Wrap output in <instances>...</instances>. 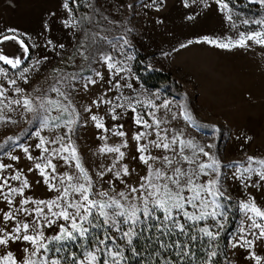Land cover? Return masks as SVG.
<instances>
[{
	"label": "snow or ice",
	"instance_id": "1",
	"mask_svg": "<svg viewBox=\"0 0 264 264\" xmlns=\"http://www.w3.org/2000/svg\"><path fill=\"white\" fill-rule=\"evenodd\" d=\"M249 2L264 9V0ZM167 3L137 0L121 8L134 19L137 4L146 15ZM179 3L191 22L215 6L234 34L204 35L172 51L193 43L229 52L264 49V17L235 16L231 0ZM81 6V0H56L35 34L0 29V45L18 47L14 56L0 49V123H18L7 114L15 113L31 126L0 143V264H236L220 247L230 222L229 190L238 183L264 194V157L223 163L216 151L222 126L198 122L186 104L145 86L139 66L158 69L138 59L130 20L103 12L97 20L98 4L89 2L91 14L84 15ZM113 29L118 34L109 38ZM195 129L211 142H200ZM81 130L102 142L94 164L78 144ZM235 139L253 138L240 131ZM236 208L241 218L229 240L232 256L264 264L258 254L264 253V207L248 191Z\"/></svg>",
	"mask_w": 264,
	"mask_h": 264
},
{
	"label": "rangeland",
	"instance_id": "2",
	"mask_svg": "<svg viewBox=\"0 0 264 264\" xmlns=\"http://www.w3.org/2000/svg\"><path fill=\"white\" fill-rule=\"evenodd\" d=\"M89 2L93 5L98 4L97 20L100 19L101 12L110 20L115 19L121 23L130 20L129 26L134 25L138 34V39L135 40L139 52L138 59L150 64L154 69L169 72L181 88V96L176 97L159 88L146 86L148 89L158 91L162 99H174L186 104L198 122L223 127V135L217 141L216 149L223 163L244 160L246 155L264 157V49L253 45L250 49H235L229 52L206 44L193 43L188 48L172 51L179 48L180 43L204 35L234 34L228 28L222 14L215 10V6L206 14L199 16L196 22H191L184 20L186 10L180 5L179 0H168L167 7L160 13L149 10L146 15L145 10L137 4L140 15L134 19L127 8H121V5L136 3L137 0H81L80 15L91 14V9L87 7ZM55 4L56 0H0V29L12 27L19 29L21 33L35 34L40 30L44 14L53 9ZM231 7L234 15L241 18L264 17V9L250 3L249 0H231ZM157 16L164 18L163 24L154 23ZM255 27L241 26L240 31ZM104 34L101 32V35ZM117 34L115 29L107 33L109 38ZM54 35L66 46L69 45L70 41L66 36L60 32H55ZM0 49L9 56H14L18 51L17 45L11 41L0 45ZM162 52H169L170 55L163 58ZM55 66L63 67L59 61ZM139 67L143 69V64ZM48 72L50 73L51 69ZM7 114L12 115L18 123H0V143L9 136L13 138L21 136L31 127L17 114ZM173 123L182 124L179 121ZM194 131L200 137V142L205 140L211 142L202 136L200 129ZM240 131L246 132L253 139L247 144H244L242 139L236 140L235 137ZM80 136L78 144L88 158V163L94 164L97 158L92 156V153L102 142L94 137L92 131L81 130ZM20 167H24L23 160ZM227 174L228 170L225 169V175ZM229 191L235 204L244 199L248 191H253L257 203L264 207V194L260 192L244 190L238 183H232ZM36 194L46 198L42 190H37ZM240 218L239 213L228 238V257L236 260V264H247V261L237 260L232 256L229 243L237 234ZM240 253L242 254L243 250H240ZM258 254L264 255L259 250Z\"/></svg>",
	"mask_w": 264,
	"mask_h": 264
},
{
	"label": "trees",
	"instance_id": "3",
	"mask_svg": "<svg viewBox=\"0 0 264 264\" xmlns=\"http://www.w3.org/2000/svg\"><path fill=\"white\" fill-rule=\"evenodd\" d=\"M139 74L144 77L145 86L150 88H159L163 92H168L176 97L181 96V88L177 85V82L173 79L172 75L169 72H165L161 70L144 72L141 69ZM229 208H230V222L226 226L227 230L221 237V241H220L222 255L224 253H227L228 255V250H227L228 238L229 235L231 234L232 229L234 228L235 221L239 216V211L237 210L236 204L233 200L229 202ZM130 264H134V262H130Z\"/></svg>",
	"mask_w": 264,
	"mask_h": 264
}]
</instances>
